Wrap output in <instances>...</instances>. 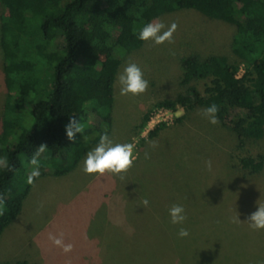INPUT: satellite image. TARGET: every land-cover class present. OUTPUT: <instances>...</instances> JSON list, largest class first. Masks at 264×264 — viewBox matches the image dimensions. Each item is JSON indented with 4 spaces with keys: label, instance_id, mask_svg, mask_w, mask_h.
I'll return each instance as SVG.
<instances>
[{
    "label": "rangeland",
    "instance_id": "1",
    "mask_svg": "<svg viewBox=\"0 0 264 264\" xmlns=\"http://www.w3.org/2000/svg\"><path fill=\"white\" fill-rule=\"evenodd\" d=\"M2 13L7 9L0 6ZM155 21L177 24L172 42L143 41L138 50L122 56L113 82L110 136L136 145L134 166L123 179L86 174L85 155L67 175L36 180L20 214L1 234L0 264H264V230L253 231L247 222L257 202H264V136L237 149L234 134L219 123L210 124L200 115L202 109L155 107L183 93L182 58L221 55L237 63L230 50L233 27L193 10ZM129 62L138 64L149 81L143 94H119L118 73ZM1 65L0 51V117ZM242 73L239 65L237 76ZM207 83L192 85L203 93ZM146 113L149 118L142 126ZM145 151L149 159H144ZM245 156H261V172L243 170L240 159ZM208 159L211 171L204 166ZM145 197L150 200L147 208L141 204ZM172 203L185 206L190 238H177L178 226L168 216ZM61 233L73 245L69 253L49 240V234Z\"/></svg>",
    "mask_w": 264,
    "mask_h": 264
},
{
    "label": "trees",
    "instance_id": "2",
    "mask_svg": "<svg viewBox=\"0 0 264 264\" xmlns=\"http://www.w3.org/2000/svg\"><path fill=\"white\" fill-rule=\"evenodd\" d=\"M0 6L7 9L0 14V158L8 163L0 168V237L22 210L31 189L29 160L41 145L38 179L62 177L102 132L110 134L121 58L142 46L139 29L162 15L193 10L232 26L237 63L221 55L182 58L183 93L155 107L189 112L216 103L219 124L234 134L237 149L264 136V0H0ZM201 80H208L203 93L192 85ZM72 116L84 128L74 140L65 132ZM240 165L257 174L263 158L245 156Z\"/></svg>",
    "mask_w": 264,
    "mask_h": 264
},
{
    "label": "clouds",
    "instance_id": "3",
    "mask_svg": "<svg viewBox=\"0 0 264 264\" xmlns=\"http://www.w3.org/2000/svg\"><path fill=\"white\" fill-rule=\"evenodd\" d=\"M177 29V24L172 22L170 25H165L162 21L147 22L136 33L137 39L140 41H151L155 45L163 44L165 41L169 43L173 40V34ZM119 94L127 96L129 94L135 96L143 94L149 87V81L145 78L144 72L140 66L134 62L127 63L121 72L118 73ZM219 106L212 103L202 109V115L212 125L219 123L218 112ZM84 131L81 120L77 116H72L69 122L65 125V132L70 140L75 139L76 133ZM152 148L157 147L156 141L149 142ZM46 146L41 145L36 152L31 156L29 164L31 169L26 177V182L29 185L34 184L36 179L41 176V154L44 153ZM139 157V152L136 151V145L132 142H117L107 131L99 135L98 142L91 150L86 153L83 159V172L86 174L109 173L119 176L123 179V174L127 172ZM149 153L144 152V159H149ZM204 166L211 171L213 162L211 159L204 161ZM8 167L6 160L0 158V168ZM141 204L144 208L150 206V200L145 197ZM168 216L172 225H177L176 236L180 240L190 238L191 232L185 226L188 219L185 206L181 203H172L168 208ZM236 220H239L236 217ZM248 227L253 231L264 230V202H257V208L250 214L247 219ZM49 240L52 244L61 248L64 253H69L73 249L71 243H65L63 234L59 236L49 234Z\"/></svg>",
    "mask_w": 264,
    "mask_h": 264
}]
</instances>
